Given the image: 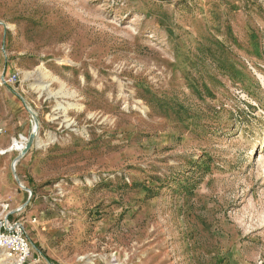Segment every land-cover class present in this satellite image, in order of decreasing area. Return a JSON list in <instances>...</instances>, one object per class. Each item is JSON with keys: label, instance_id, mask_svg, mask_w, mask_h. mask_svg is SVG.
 Listing matches in <instances>:
<instances>
[{"label": "rangeland", "instance_id": "1", "mask_svg": "<svg viewBox=\"0 0 264 264\" xmlns=\"http://www.w3.org/2000/svg\"><path fill=\"white\" fill-rule=\"evenodd\" d=\"M3 72L31 264H264V0H0Z\"/></svg>", "mask_w": 264, "mask_h": 264}, {"label": "built area", "instance_id": "2", "mask_svg": "<svg viewBox=\"0 0 264 264\" xmlns=\"http://www.w3.org/2000/svg\"><path fill=\"white\" fill-rule=\"evenodd\" d=\"M18 81L16 75L1 73L0 85L11 86ZM34 124L35 121L33 120ZM5 133V128L0 125V139ZM28 138L19 136L14 139L8 148H0V157L16 152L19 155L24 151ZM18 164L14 161L13 167ZM21 186H24L22 183ZM25 188V187H24ZM11 204L1 200L0 189V255L7 264H31L33 246L29 238L23 219L17 218L24 212V207L10 209Z\"/></svg>", "mask_w": 264, "mask_h": 264}, {"label": "crops", "instance_id": "3", "mask_svg": "<svg viewBox=\"0 0 264 264\" xmlns=\"http://www.w3.org/2000/svg\"><path fill=\"white\" fill-rule=\"evenodd\" d=\"M27 117L28 115L25 111L24 104H22L17 98H15V96H10L6 90L0 89V125L5 128V133L0 139V148L4 149L10 147L9 143L12 139L17 137L18 135L23 136L27 133L29 129ZM16 159L17 158L15 157V160ZM15 160L13 159L11 165ZM1 163L3 165L7 164L8 160L5 159L3 162H0V164ZM10 182L11 178L6 174L0 176V186L3 190L10 186Z\"/></svg>", "mask_w": 264, "mask_h": 264}, {"label": "water", "instance_id": "4", "mask_svg": "<svg viewBox=\"0 0 264 264\" xmlns=\"http://www.w3.org/2000/svg\"><path fill=\"white\" fill-rule=\"evenodd\" d=\"M33 118H34V121H35V124H36L38 121L36 120L34 115H33ZM36 137H37V131L34 130L33 133L31 134L29 140H28L26 148L24 149V151L15 160L16 163L19 162L30 151V149L32 148V146H33V144H34V142L36 140ZM14 169H15V166H14ZM19 184H21L20 181H19Z\"/></svg>", "mask_w": 264, "mask_h": 264}, {"label": "bare ground", "instance_id": "5", "mask_svg": "<svg viewBox=\"0 0 264 264\" xmlns=\"http://www.w3.org/2000/svg\"><path fill=\"white\" fill-rule=\"evenodd\" d=\"M44 88H45V87H44ZM34 130L37 131V133H38V130H39V128H38V122L35 124ZM34 130H33V131H34Z\"/></svg>", "mask_w": 264, "mask_h": 264}]
</instances>
